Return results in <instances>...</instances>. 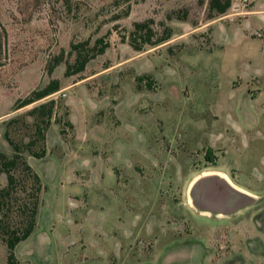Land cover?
<instances>
[{
  "label": "rangeland",
  "instance_id": "obj_1",
  "mask_svg": "<svg viewBox=\"0 0 264 264\" xmlns=\"http://www.w3.org/2000/svg\"><path fill=\"white\" fill-rule=\"evenodd\" d=\"M147 19L171 35L135 50L133 23ZM97 39L105 51L76 72ZM52 80L57 91L16 108ZM49 101L36 158L29 111ZM6 130L42 185L19 264H264V0L222 14L209 0H0V153L11 157ZM211 173L249 195L212 207L193 185Z\"/></svg>",
  "mask_w": 264,
  "mask_h": 264
},
{
  "label": "trees",
  "instance_id": "obj_2",
  "mask_svg": "<svg viewBox=\"0 0 264 264\" xmlns=\"http://www.w3.org/2000/svg\"><path fill=\"white\" fill-rule=\"evenodd\" d=\"M231 5V0H209L210 11H216L218 14L224 13ZM187 13L179 18H185ZM171 16L168 15V18ZM152 20H145L142 22H134L133 29L130 32L129 44L135 50H141L144 44L156 45L169 39L171 32L168 26L163 24L162 34L157 36V32L151 26ZM138 35V37H136ZM140 38V41H138ZM103 39H97L95 44L91 47L93 52L82 56H77L75 61V71H82L86 63L94 58L96 55L102 54L107 43L102 42ZM83 46L72 45L74 49H79ZM69 73L67 67L66 74ZM59 89V82L57 80L50 81L41 89L33 90L24 99L16 102V108L23 107L32 103L35 100L42 99L49 94ZM52 101L43 102L33 107L30 115H34L36 119L35 134L38 139L42 141V146L39 151H34L32 155L36 158L45 155V129L50 123L52 113ZM5 138L13 149L11 157L4 153H0V174H5L6 185L0 188V234L5 243L8 256V264H19L16 260L13 250L16 245L25 240L33 231L36 223V215L39 205V193L42 189L40 178L33 168L28 164L22 154L21 146L14 142L6 130ZM34 142L30 140L26 145L30 146ZM208 157V156H206ZM24 192V196L18 192ZM14 218H18L13 221Z\"/></svg>",
  "mask_w": 264,
  "mask_h": 264
},
{
  "label": "crops",
  "instance_id": "obj_3",
  "mask_svg": "<svg viewBox=\"0 0 264 264\" xmlns=\"http://www.w3.org/2000/svg\"><path fill=\"white\" fill-rule=\"evenodd\" d=\"M215 176L219 177L224 185L218 182L214 183L208 181L202 184L200 188V194L206 193L209 196L212 207H227L231 209L235 206L241 196L249 195L239 186V184L231 180L229 181L227 177L225 178V176L220 174H215ZM203 177L204 176H201V178Z\"/></svg>",
  "mask_w": 264,
  "mask_h": 264
},
{
  "label": "flooded vegetation",
  "instance_id": "obj_4",
  "mask_svg": "<svg viewBox=\"0 0 264 264\" xmlns=\"http://www.w3.org/2000/svg\"><path fill=\"white\" fill-rule=\"evenodd\" d=\"M208 181L214 182V183L218 182L222 185H224V183L219 177H216L214 173L207 174L203 178L199 177L198 179H196V181L193 182L194 183L193 185H194V187H196V191L198 192L199 197L202 198L203 200H207V202L209 201V203H210V198L206 193L200 194L201 193L200 188H201L202 184H204Z\"/></svg>",
  "mask_w": 264,
  "mask_h": 264
}]
</instances>
